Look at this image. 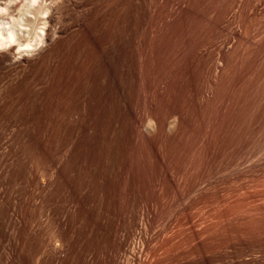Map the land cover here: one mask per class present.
Returning a JSON list of instances; mask_svg holds the SVG:
<instances>
[{
	"label": "rangeland",
	"instance_id": "374dc122",
	"mask_svg": "<svg viewBox=\"0 0 264 264\" xmlns=\"http://www.w3.org/2000/svg\"><path fill=\"white\" fill-rule=\"evenodd\" d=\"M194 1L59 0L58 3H61H59L57 7H60V4L63 2L65 4H62V10L59 8H56L57 10H55L56 18L58 19L56 26H60L59 24L61 23L64 31L62 33L63 36L61 35L59 36L60 38H56V43L55 41L53 42V46L55 44L56 48L51 44L53 48L49 46V51H46L45 54H42V56H44L41 59V56H36L37 54L35 53L38 52L37 50L39 48L42 46L44 47V43L41 42L42 44H36L34 47L30 48L31 50L33 49L32 51L29 49L28 55L30 57V64H22L23 67L21 65L14 64L11 66V63L9 62V64L0 63V264H264V33H261L264 31V0H223V2H221V0ZM196 1H201L203 3L198 2L196 4ZM216 1L218 2L217 6L215 5ZM224 1H227V3L229 2L228 6L227 4L225 6L226 10L224 8ZM220 2L221 4L224 3L221 8H219L221 5ZM191 3L194 6L191 5ZM211 5L214 6V9ZM230 7L233 8L230 9ZM195 8L197 10L203 9L205 13L200 10L199 12L202 15L201 16L198 14V12H196L197 10ZM206 8L208 10H206ZM216 8H219V10L222 8L224 9L221 10L223 12H219V10H215ZM194 9L195 11H192ZM216 11L218 14L222 13L223 17L220 14L219 15L221 17L215 14L217 13ZM66 12L67 14H65ZM184 12L192 13L187 15L186 13L184 14ZM192 14L195 16L197 14V18L201 17V19H199L200 24L198 23L199 21L193 22L194 19L196 20V17ZM41 15L45 16V14ZM112 16H116L117 18H113ZM203 16H205L204 18L208 16L207 18H210L213 22L217 21L216 24L218 26L216 28L212 26L215 28L212 29L210 26L213 22L209 23L210 19L208 20L207 18L204 19L205 22L202 21ZM182 17L184 19L181 20ZM191 18L194 19L192 20ZM179 19L183 22H181ZM177 20L180 21L179 24H177ZM189 22L190 25H188ZM181 23H183L186 28L184 26L182 27ZM194 23L197 26L199 25V29H205L204 33H206V30L208 33L209 28L214 31L212 33V30L209 29V34L211 35H205V42H208L207 44L203 43L204 35L202 39V35L200 33L199 34L201 37L198 33L194 34L195 31H198L197 26V30H195L196 28L194 27ZM173 24L176 26L173 27ZM201 24L203 26H207L203 27ZM209 24L210 26H208ZM216 24L214 25L216 26ZM261 24H263V26ZM167 25L169 27H167ZM187 25L189 27L188 30L191 33L193 32L192 29L195 28L194 32L192 33L194 35H192L188 30V32L186 31ZM192 25L194 28L191 27ZM170 26L173 27V29L170 28ZM176 27L183 30L182 32H185V34H183L181 30H178ZM190 27L192 29H190ZM166 29H168V32H165L167 35L165 34L166 36H163L164 42H167L170 39L177 40L181 33L183 37L189 33L188 37L186 36L182 38L181 35L180 39H178L179 41L183 40L182 43L187 40L188 44H182L183 51L181 50V47H179L180 50L178 48L180 53H183L181 54L183 56L180 55L182 59L183 57L187 56L184 60H182L187 63L183 62L184 65L181 64V58H177L180 61L171 60L169 61L170 63H165L167 66L171 67H167L169 69L165 70L166 66L164 64V72L168 71L167 73L165 72L167 79L164 77L166 81L162 80L163 78L161 77L163 76L160 75L159 77L157 76L159 78L158 81L157 77L152 79L154 75H157L156 69L158 67L156 66L158 63L156 60H158L157 58L159 57L163 59L164 56L162 54H166V51L162 52L160 55L157 52L153 53L152 50L160 51L159 46L161 47V45H165V43L162 41L161 35H164V31H166ZM174 29L176 31L178 30L180 33L176 32ZM169 30L174 35V38ZM216 30H219L217 31L218 33ZM174 32L177 35L174 34ZM236 32L238 35L240 33V35L243 34L244 36H249L248 38L251 39L250 42L245 45L244 43L239 42ZM168 33H170V35ZM178 33L180 35H178ZM171 35L172 37H170ZM175 35L176 37L178 36V38H176ZM190 35H192V38H190ZM195 35L198 37V40L199 38L202 40L201 42L199 41L200 43L198 42L199 44L196 42L197 37L194 39V41H192ZM158 36H161L159 37L161 40H158ZM165 37H167V39ZM252 39H254V41ZM190 40L192 43H190ZM157 41L158 43H156ZM252 41L254 44L256 43V47L253 46L254 48L250 49L252 48L250 47V44L252 45ZM152 43H156V50ZM190 46L192 49L194 47L195 50L189 49ZM239 47H241L243 50H241ZM187 48L189 51H187ZM88 50L90 54L87 53ZM197 50L199 52L201 51L200 53L205 55L204 56L202 54L204 56L202 59L209 61H205V65H207L206 69H210V71H207L203 69L205 68L203 67L204 60H199V62L201 61V70L209 72L206 74L204 73L206 76L208 75L207 77L201 75V73L203 74L202 71L197 70L196 72V70H192L195 69V67L190 66L189 68L186 65L190 62L192 57L195 58L194 51L200 54ZM192 51L193 53H191ZM85 52L87 55L89 54L88 56L93 55L94 57H92V61L95 62H91L90 66L93 65V69L88 67L90 70L87 69L88 73L86 72L83 75L85 76L83 78L84 82L82 81L84 84L82 83L83 85L81 84L80 88L77 89L74 87L73 83L69 85V83L64 82V79L66 78L65 75L67 72L69 74L72 70H75L76 66L79 64L78 62H81L82 59L87 58ZM233 52L234 54H232ZM30 53L31 56L34 53L35 57L34 55L31 57ZM156 53L157 56L155 55ZM190 53L192 54V57H189V55L191 56ZM220 53H223V55H220ZM235 53L237 55H235ZM150 54H154L156 58L154 55L151 56ZM224 54H228L227 56L225 55L226 58H230L232 55L231 59L234 60V64L238 62L239 58L241 62H238L239 65L235 64L237 67L240 66L238 70L237 67L234 69L235 67L231 59H227L228 62L232 61V63L230 62L231 64L228 63L227 60L224 62V59H221ZM233 55H235V57H233ZM241 55L245 56H242L243 58H246L245 61ZM153 57V60L150 59ZM211 57H213L214 60ZM241 59H243V61ZM151 61L153 62L150 65ZM172 61L174 63H172ZM192 61H194V59ZM69 62L72 63L70 64ZM145 62H147L148 65H145ZM175 62H179V65L177 66ZM215 62L219 63V65L217 64V67L213 69L214 66H216ZM5 64H8L7 66L9 67H7ZM225 64L228 65L224 67ZM229 64H233L232 66L234 68ZM174 65L176 67H174L175 69L173 70L175 72L179 70V77H183V80L185 77H188L190 72L192 75L195 71L194 74L197 75V77L195 76V80H197L196 82H194L195 80H182L183 83H186V86L188 85V89H190V87H194L190 89V93L187 92L186 96L184 95L185 97H188V100L187 98L185 100L184 96V98L180 100V103H184H181L182 105L177 104V102L174 101V98L172 97L168 98L169 100L166 98L169 90L171 91L173 86L179 83L177 81L181 80L180 78L176 77L178 76V72L177 74L174 71L172 72ZM18 66L20 67L18 68ZM65 66L69 67L68 71L62 72L61 68L63 67L64 69ZM144 66H146L147 69ZM152 66H155L156 69ZM183 66L187 69L180 68ZM178 67L181 70L177 69ZM231 67L235 70V72H233L234 70L232 71L228 69L230 71L229 72L226 69H231ZM143 68L146 70L150 68L148 71L151 75L152 73H156L152 76L147 73V75L149 74L151 76V79H146L148 83H150V80L152 81V84L155 83L153 85L149 84L150 88H155L153 90L154 92L149 89L147 83H145L146 86H144L142 85L144 82L140 81V79L146 78L144 76L145 72L143 73ZM153 68L155 70H153ZM222 68L226 69H223L225 72L222 70ZM169 70H171L172 73H170ZM183 70H186L187 73ZM221 70L224 73L221 72ZM227 72L229 73L227 74ZM138 73H141V75ZM219 73L227 75L224 76L221 74V76ZM230 73H232V75ZM61 74L62 76H59ZM191 75H189L188 79L193 77V75ZM134 76L138 79H136ZM168 76L171 79L175 78L172 80V83L170 79L168 80ZM227 76L231 82L227 80ZM219 77H221V81L223 80L221 83L224 82L225 77V81L230 82H228V86L227 82H225L226 85L224 83L222 84V86L225 85L227 87V91H225L226 89H223L225 88L224 86L223 88L220 86L221 90L227 92L226 94L223 91H220V88L218 87L219 84L214 85L216 83H220ZM223 77L224 79H222ZM192 79H194V77ZM156 80L159 82L158 84ZM138 82H141L142 86L140 83L136 84ZM173 82L177 83L174 84ZM197 82L200 83L198 84ZM165 83L173 85L170 87V85L168 86ZM135 84L137 87H133ZM190 84H192V86ZM55 85L60 87V89H63L62 87H64L68 94L69 91L73 90L71 91V94L74 95L75 93V100L78 101H75L76 105H74V102L71 103L70 99L68 100V98L65 97V91L63 89L62 91L64 92L59 95L60 97L58 96L56 98V103L52 104L53 106L51 105L54 107L53 112V108L49 106V103L43 94L46 90H48L50 87H54ZM213 85L217 86V91L216 87L214 88ZM129 87L132 88L129 89ZM143 87L148 88V90H145ZM168 87L171 89L168 90ZM137 88L139 90L137 94H135L137 90L135 91L134 89ZM218 90L220 93H218ZM140 91H145L146 93H142ZM139 92L140 96L143 95V97L141 96L143 98L141 99L142 102L145 100L143 104L140 102V96L138 95ZM149 92H153V96L154 93L156 96L158 95V98L154 96L156 103L160 104V100L162 98L164 99V97L168 101L167 102L162 99V101H164L163 104H160L162 107L157 105V109H164L156 110V112H154L155 114L157 111L160 112L156 115L153 114V111H155L153 106L154 101L152 99L153 96L150 97L151 94H149ZM162 92H164L166 96H164V93ZM215 93L218 95L220 94L219 98L215 97ZM134 94L135 96L137 95L135 99L132 98L134 97ZM188 94H190V96H188ZM191 94L193 99L191 98ZM130 95L132 96V99L130 98ZM168 96H173V94L171 93ZM146 98L149 100V104L146 101ZM175 98L177 100L179 99V97ZM220 98H223V100ZM63 99H66L67 101H64ZM158 99H160V102ZM191 99H195L193 101L194 105L193 102H191L189 105H185L188 104L189 101H192ZM131 100L132 102H135L131 103ZM183 100L186 101V103L183 102ZM205 100H207V103ZM219 100L221 101L219 102ZM45 101H47V103ZM151 101H153V104ZM213 101L216 102V104L213 103ZM173 103L176 106H180L177 108L174 105L176 110L178 109L177 111L173 109L175 108L172 106ZM204 103H206V105H211V107L206 105L204 107ZM164 104H166V106ZM168 104L171 105L170 108ZM132 105L133 107L135 105L136 106L133 108ZM167 106L168 108L166 110ZM148 107H152L153 110L149 109ZM188 107L192 109H189V111L187 110ZM202 107L204 111L202 110ZM206 107L209 109L206 110ZM41 108L43 111L45 108V111L43 112ZM128 108L129 111L127 110ZM61 109L64 110L61 111ZM168 109H170L169 114L167 112L169 111ZM171 109L175 111L176 116L173 113L174 111L172 112ZM211 109L214 110L212 111ZM181 111V115L176 114L181 113ZM38 112L42 113L38 114ZM48 112L51 113L49 114ZM189 112L192 113L190 114ZM43 113L46 115V117ZM210 113L213 114L209 115ZM129 114L131 116H129ZM41 115L44 116L42 117ZM204 115L207 116L205 117ZM160 116H163L160 118L162 119L160 122L161 130H163V132L165 131L164 134L163 132L161 133V130L158 129L155 122V120L159 119ZM173 116L176 117L175 120ZM203 116L207 119V121ZM41 117L45 119L43 120ZM182 117L185 118H183L184 121L182 120ZM51 120H57V124L55 121L56 125H52L54 121ZM50 121L52 124H50ZM58 121L61 125H58ZM174 121L177 122L174 123ZM163 122L165 123V126L162 125ZM184 122L186 125H190L191 128H193L192 133L190 132V127H183V125L185 126ZM202 122H204V124ZM147 123H149L151 126ZM40 124L47 126L44 128V126L41 127ZM153 124L154 127L158 129V131L152 126ZM192 124L194 126L197 125L196 128L192 127ZM57 125L59 127V129L57 128L59 132L58 130L53 131L52 129V127H56ZM147 125L152 130H149ZM171 125L175 130L181 128L183 130L186 129L185 131H187L188 128L190 131L183 132L181 129H179L178 133H176L177 131L171 129ZM174 127L178 128L176 129ZM38 128H42V131ZM71 128L73 130H71ZM130 129L132 130L129 131ZM154 129L157 132H155ZM197 129L198 132L200 131V134L197 133ZM70 130L74 133L72 132L71 134ZM169 130H171V135H173L172 137L169 135ZM60 131L62 135L60 134ZM53 132L57 133L54 134ZM65 132H67V134L70 133V135L65 134ZM130 132L132 134H130ZM133 132L135 133V138L133 137ZM154 132H160V134L155 135L154 138ZM166 132L170 139H174L171 140L174 142H171L170 139L166 140L168 138L164 136L166 135ZM182 132L184 135L181 134ZM189 132L193 137H189ZM37 133L43 137L41 138V136ZM195 133L197 135H195ZM129 135L134 138V140L132 139L134 143L130 142L131 139L129 138L131 136L129 137ZM151 135L152 137H150ZM198 135L200 138H198ZM38 136L41 138V140L45 138V140H43L44 142L50 138H53V141H55V144H53L56 146L52 145L51 149H57L52 150L53 153H51L49 159L40 161V163V158L38 159V163L34 159V154L37 151L35 150L36 147H34V142L36 141L35 138L40 139ZM47 136L48 138H46ZM122 136L125 139L124 144H122L124 141ZM156 136H160L159 141ZM180 136L185 137L181 138ZM127 137L128 140H126ZM141 137H144L143 139L145 141L147 140L146 143ZM162 137L163 140L165 139L164 141L161 139ZM177 137L181 138L182 140L180 139V141H178L179 138ZM66 138L67 140L65 142L63 139ZM185 139L187 142L185 146L187 147L189 144L192 146H188V150H190L189 148H192L190 152L188 150L183 152L186 150L185 147H183L185 144ZM32 140L35 141L32 143ZM139 140L140 143H145L146 146L147 143L150 144V147L147 146L149 149L146 147V154L145 152L141 153L142 150L145 151V145L142 146V144L139 143ZM183 140L184 142L182 144ZM187 140H189L190 143H188L189 141ZM127 141L132 144L131 149H135L134 153L131 152L132 150L127 151V149H130V146L126 147L130 145L129 143L128 145L126 144ZM151 141H153L152 143H154V146H152L153 144ZM161 141H163V143H165L167 146L170 142V147L165 146L168 148H166L167 150L164 146L161 147ZM175 141H178L180 145L182 144V149L178 143V145L175 143ZM63 142H65V145L62 144ZM155 142H157L158 148L159 146L161 147L159 148L160 151L158 148H155ZM174 143L177 145V147L174 145ZM151 146L153 149L155 148L157 150H153ZM171 146L175 148H172ZM178 146L181 149V152H183L180 154V156H177L180 153L179 149V153L176 149ZM77 147L80 150L79 152L75 151L76 149L78 150ZM140 147L141 149H138ZM143 147L144 149H142ZM169 148L176 150H171L174 152L172 153L170 152ZM119 150L120 152H124L120 153ZM148 150L150 153L154 152L151 157L155 155L154 157L157 160H155L154 157V160H152V158L149 156L150 153H148ZM167 151L170 153L166 154L167 156H165L164 154L167 153ZM80 152L85 153L83 154ZM125 152H127V154L130 156ZM155 152L158 153L157 156ZM142 154L144 155L141 156ZM173 154H176V156ZM147 155L151 159H146ZM172 155L176 160L180 161L181 164L180 162L174 163L176 160ZM79 156L82 157V159L79 158ZM163 156L165 161H163L164 163L161 164V160L164 159ZM184 156L186 157L184 158ZM91 157L94 159L90 160ZM157 157L160 161H158ZM171 157L175 161L173 159L170 160ZM177 157H180L181 160L180 158L177 159ZM120 158L123 160L121 161ZM124 158L126 159L125 161ZM119 159L120 162L118 161ZM131 160L133 161L131 162ZM150 161H152V163L154 161L155 164L153 163L151 165L149 163ZM157 161L162 165L161 166L159 164V167H166L162 169L164 173L160 168H158V165L156 164ZM140 162H142V165ZM137 164L139 165L137 166ZM52 165L54 166L52 167ZM120 165H122L121 168H119ZM144 165L146 166L144 167ZM153 165H157L156 169H154L155 167ZM62 166L66 173L61 170ZM126 168L128 169L126 170ZM36 169H39L40 172L38 170L37 171L40 174L36 172ZM57 169L60 170V174ZM141 169L143 171H141ZM152 169H154L153 172L156 173H153L151 171ZM144 170L148 173L146 174ZM158 170L160 174L158 173ZM130 171L135 174H132ZM135 171L141 172L139 175L140 177L143 176V179L140 178L138 173ZM142 172L143 174L147 175V177L142 175ZM149 172L150 174H153H151L153 176V180L150 177L151 175H148ZM35 174L36 176L34 177L33 175ZM130 174H132V176ZM31 175L33 176V180H35V183L32 178H30ZM136 175L140 179H137ZM155 175L156 177H160V179L157 178L158 180L155 179L157 180L155 181ZM36 177H38V180ZM144 177H146V179ZM133 179H135L137 183L135 181L132 183ZM164 179L169 180V182L173 181L170 184L174 186L167 184L169 183L168 181L164 182ZM40 180H45V183ZM36 181H39L40 183L38 184ZM153 181L155 183H153ZM140 182L146 183V185L145 183H141L143 188L145 186L146 190L143 188L138 189L142 187L139 186L141 185ZM148 182L153 183V185H149ZM41 183L44 184L40 185ZM120 183L122 187L121 185L119 186ZM162 183H166V185ZM166 186L168 188H165ZM148 187L149 189H147ZM166 189L169 190V192ZM128 193L131 194L129 195ZM122 195L124 197L126 196V198H124ZM125 248H128L127 251L129 250V253H131V250L132 253L134 252L133 256L134 259H136L135 262L133 260L132 253L129 255L127 251L125 252ZM126 254L128 257L125 256Z\"/></svg>",
	"mask_w": 264,
	"mask_h": 264
},
{
	"label": "bare ground",
	"instance_id": "6f19581e",
	"mask_svg": "<svg viewBox=\"0 0 264 264\" xmlns=\"http://www.w3.org/2000/svg\"><path fill=\"white\" fill-rule=\"evenodd\" d=\"M58 1H59V0H0V63H8V62H9V63H11V66H12V64H14V65H21V66H22V64H26V63H27V64H30V63H29V62H30V57H29V55H28V54H29V49L32 48V47H34L36 44L41 43V42L44 43V47L42 46L41 48H39V49L37 50L38 52H36L35 54H37L36 56L40 55V56H41V59H42V57L44 56V55L42 56V54H45L46 51H49L50 47L53 46V42L56 40V38H58L59 36H61L62 33H63V31H64L63 28H62L61 23L59 24L60 26H58V25L56 26V23L58 22V19L56 18V14H55L56 11H55V10H57L56 8L61 9L62 4L64 3V2H63L62 4H60V5H61V6L59 5L60 7H57L58 4L61 3V2L58 3ZM62 1H63V0H62ZM64 1H65V0H64ZM166 1H167V0H166ZM193 1H194V0H193ZM213 1H215V0H213ZM232 1H233V0H232ZM66 2H68V1H66ZM163 2H164V1H163ZM190 2H191V0H190ZM198 2H201V1H196V4H197ZM208 2H209V1H208ZM221 2H223V0H221ZM221 2H220V4H221ZM224 2H225V5H224V8H225L226 4H227V6H228V3H229V2H228V3H227V1H224ZM194 3H195V1H194ZM201 3H203V2H201ZM214 3H215V2H214ZM217 3H218V2L216 1V3H215L216 6H217ZM233 3H234V2H233ZM64 4H65V3H64ZM66 4H67V3H66ZM145 4H146V3H145ZM196 4H195V5H196ZM199 4H200V3H199ZM212 4H213V3H212ZM223 4H224V3H223ZM223 4H221L220 7H219V6H218V7L221 8V6H222ZM230 4H231V1H230ZM191 5H193V4L191 3ZM213 5H214V4H213ZM215 5H214V6H215ZM218 5H219V4H218ZM235 5H236V4H235ZM256 5H257V4H256ZM256 5H255V6H256ZM260 5H261V4H260ZM260 5H259V6H260ZM193 6H194V5H193ZM211 6H212V5H211ZM214 6H212L213 9H214ZM232 6H233V5H232ZM62 8H63V7H62ZM64 8H65V6H64ZM190 8H191V7H190ZM219 8H218V9L216 8L215 10L218 11ZM224 8L220 9L219 12H220L221 10H223ZM232 8H233V7H232ZM232 8L230 7V9H232ZM234 8H235V7H234ZM257 8H258V7H257ZM261 8H262V7H261ZM195 9H196V8H195ZM195 9L192 10V11H195ZM61 10H62V9H61ZM188 10H189V9H188ZM196 10H197V9H196ZM200 10L203 11V9H198L196 12H198V14H200V12H199ZM204 10H205V8H204ZM206 10H208V9L206 8ZM215 10H214V11H215ZM225 10H226V8H225ZM227 10H228V8H227ZM235 10H236V9H235ZM240 10H241V9H240ZM58 11H59V10H58ZM202 11H201V12H202ZM217 11H216V12H217ZM229 11H230V10H229ZM59 12H60V11H59ZM63 12H64V11H63ZM166 12H167V11H166ZM206 12H207V11H206ZM221 12H223V11H221ZM159 13H160V12H159ZM185 13L188 15V14H191L192 12H190V13L184 12V14H185ZM203 13H205V12L203 11ZM203 13H202V14H203ZM211 13H212V12H211ZM226 13H227V12H226ZM41 14H45V16H43V15H41ZM65 14H67V12H66ZM194 14H195V13H194ZM194 14H192V15L195 16ZM215 14H217V15L220 14V15L222 16V13H219V14H218V12H217V13H215ZM224 14H225V13H224ZM200 15H201V14H200ZM220 15H219V16H220ZM226 15H227V14H226ZM62 16H63V15H62ZM98 16H99V15H98ZM116 16H117V15H116ZM116 16H115V17H116ZM179 16H180V15H179ZM182 16H184V15H182ZM190 16H191V15H190ZM193 16H192V17H193ZM196 16H197V14H196ZM196 16H195V17H196ZM201 16H202V15H201ZM219 16H217V17H219ZM221 16H220V17H221ZM253 16H254V15H253ZM63 17H64V16H63ZM105 17H106V16H105ZM112 17H113V16H112ZM115 17H113V18H115ZM175 17H176V16H175ZM180 17H181V16H180ZM180 17H179V18H180ZM186 17H187V16H186ZM204 17H205V16H203V20H202V21L205 22L204 19H206L208 16H207L206 18H204ZM222 17H223V16H222ZM225 17H226V16H225ZM116 18H117V17H116ZM177 18H178V17H177ZM215 18H216V17H215ZM65 19H66V18H65ZM175 19H176V18H175ZM182 19H184V18L182 17L181 20H182ZM191 19H192V18H191ZM193 19H194V18H193ZM193 19H192V20H193ZM197 19H198V20H197ZM199 19H201V17H199V18L196 17V20L194 19L193 22H195V21H199ZM207 19H208V18H207ZM209 19H210V18H209ZM209 19H208V20H209ZM56 20H57V21H56ZM61 20L64 21L63 19H61ZM179 20H180V19H179ZM181 20H180V21H181ZM177 21H178V20H177ZM180 21H178V23H177V22H176V23L179 24ZM202 21H201V22H202ZM253 21H254V20H253ZM110 22H112V21H110ZM113 22H114V21H113ZM181 22H183V21H181ZM187 22H188V21H187ZM190 22H191V21H190ZM190 22H189L188 25H190ZM193 22H192V23H193ZM208 22H209V21H208ZM211 22H213V21L210 19V22H209V23H211ZM216 22H217V21H215V22H213V23L216 24ZM152 23H153V22H152ZM198 23L200 24V21H199ZM206 23H207V22H206ZM206 23H204V24H206ZM213 23H211V26H210V24H209L208 26H210V27L214 26V27L216 28L218 25L216 24V26H215ZM245 23H246V22H245ZM251 23H252V22H251ZM171 24H172V23H171ZM181 24H182V27H183V26H184L183 23H181ZM181 24H180V26H181ZM185 24H186V22H185ZM196 24H197V22H196ZM105 25H106V24H105ZM188 25H187V29H186V31H187L188 28H189ZM194 25H195V23H194ZM201 25H202V24H201ZM221 25H222V24H221ZM246 25H247V24H246ZM261 25L263 26V24H261ZM118 26H119V25H118ZM175 26H176V25L173 24V27H175ZM178 26H179V25H178ZM178 26H177V27H178ZM196 26H197V25H195L194 27L196 28ZM202 26H203V25H202ZM206 26H207V25H206ZM206 26H203V27H206ZM252 26H253V24H252ZM252 26H251V27H252ZM254 26H255V24H254ZM259 26H260V25H259ZM167 27H169V26L167 25ZM173 27L170 26V28H172V29H173ZM177 27H176V28H177ZM184 27H185V26H184ZM191 27H193V25H192ZM191 27H190V29H192ZM194 27H193V28H194ZM198 27H199V25L197 26V28H198ZM214 27H212V29H215ZM248 27H249V26H248ZM64 28H65V26H64ZM170 28H169V29H170ZM180 28H181V27H180ZM185 28H186V27H185ZM185 28H184V29H185ZM195 28H194V29H195ZM197 28H196L195 30H197ZM249 28H250V27H249ZM177 29H178V30H181V29H179V28H177ZM182 29H183V28H182ZM194 29H192L193 32H194ZM206 29H208V28H206ZM209 29H211V28H209ZM209 29H208V33H207V30H206V33H204L205 29H203V28H202V29H199V28H198V31H195L194 34H196V33L199 34V33H200V34L202 35V39H203V35H204L203 43H206V44H207L208 42H205V35H206V34H207L208 36L211 35V34H209ZM212 29H211V30H212ZM107 30H108V29H107ZM167 30H168V29H166V31H164V35H161V36H162V41H163V36H166V35H167V34H166V33L168 32ZM174 30H175V29H174ZM178 30H177V31L175 30V31H176V32H179ZM211 30H210V31H211ZM219 30H220V29H219ZM219 30H216V32L219 31ZM259 30H260V29H259ZM169 31H170V30H169ZM182 31H183V30H181V32H182ZM184 31H185V30H184ZM188 31H189V30H188ZM188 31H187V32H188ZM249 31H250V30H249ZM262 31H263V30H262ZM161 32H163V31H161ZM165 32H166V33H165ZM170 32H171V31H170ZM189 32H190V31H189ZM193 32H192V33H193ZM213 32H214V31L212 30V33H213ZM216 32H215V33H216ZM139 33H140V32H139ZM179 33H180V32H179ZM179 33H178V35H180ZM182 33H183V32H182ZM182 33H181V35H182ZM190 33H191V32H190ZM192 33H191V34H192ZM217 33H218V32H217ZM234 33H235V32H234ZM261 33H264V31L261 32ZM165 34H166V35H165ZM168 34L170 35V33H168ZM171 34H172V32H171ZM174 34H176V33L174 32ZM183 34H185V32H184ZM194 34H192V35H194ZM198 34H197V36H198ZM200 34H199V36L201 37ZM225 34H226V33H225ZM157 35H158V34H157ZM172 35H173V34H172ZM172 35H171L170 37H172ZM176 35H177V34H176ZM176 35H175V37H176ZM181 35H180V36H181ZM192 35H190V38H192V37H191ZM213 35H214V34H213ZM213 35H212V36H213ZM242 35H243V34H242ZM242 35H240V33H239V35H238V33L236 32V36H237L239 42L244 43V45L247 44L248 42H250L251 39L248 38L249 36L247 37V36H244V35L242 36ZM62 36H63V35H62ZM117 36H118V35H117ZM161 36H158V38L161 37ZM180 36H179V38H178V36H177L176 38L180 39ZM186 36L188 37V36H189V33L186 34ZM186 36L184 35V37H186ZM197 36L195 35V37L193 38L192 41H194V39H196ZM212 36H211V37H212ZM184 37H183V35H182V38H184ZM211 37H208V38H211ZM59 38H60V37H59ZM108 38H109V37H108ZM165 38L167 39V37H165ZM165 38H164V39H165ZM173 38H174V35H173ZM182 38H181V39H182ZM190 38H189V39H190ZM212 38H213V37H212ZM252 38H253V37H252ZM178 39H177V40L175 39L176 41L173 39L175 42H174L173 40H171V39H170L171 42H170V40H168V41L166 40L167 42H164V41H163V42L165 43V45L163 44V46H162V45H161V47L159 46V48H160V51L158 50L159 52L156 50V46H157L156 43H158V41H157L155 44L152 43L154 46L156 45V46L154 47L156 51L152 50L153 53H154V52H157L158 54L161 55L162 52L166 51V54H165V53L162 54V55L164 56V57L162 56L163 59H162L161 57H159V58H161V59H159V58H157L158 60L155 59L156 62H157L159 65H158V64H157V66L155 65L156 67H158L157 69H156L155 66H152V67H154V68L157 70V72H156L157 75H154V74H156V73L153 74V73L151 72L152 75H154V76L152 77V79L155 78V77H157V76L159 77L160 75H162V76H163V77H161V78H163L162 80H165V81H166V79H167L166 77H167V76H165V72L167 73L168 71H165V72H164V68H163V67L166 66V68H167V67H169V66H167V64H165V63H170L169 61H171V60H173V61H175V60L180 61V60H181V61H180L181 64H183V62H185V61H182V60H184L187 56L184 55L185 57H183V59H182L181 56H183V55H181V54H183V53H182V52L180 53V51H179L180 48H179V47H181V50H182V47H183L182 44L187 43V40L184 39L186 42L184 41V42L182 43L183 40L179 41ZM187 39H188V38H187ZM206 39H207V38H206ZM158 40H161V39L159 38ZM215 40H216V39H215ZM252 40L254 41V39H252ZM178 41H179L180 43H179ZM190 41H191V40H190ZM192 41H191L190 43H192ZM199 41L201 42L202 40H200V38H199V40H198V37H197L196 42L198 43ZM228 41H229V39H228ZM253 41L251 42L252 45L249 43V44H250V47H252V48H250V49H253L254 47H256V46H255L256 43L254 44ZM87 42H88V41H87ZM176 42H178V43H176ZM200 42H199V43H200ZM211 42H212V41H211ZM225 42H226V41H225ZM225 42H224V43H225ZM245 42H246V43H245ZM55 43H56V41H55ZM199 43H198V44H199ZM203 43H201V44H203ZM41 44H42V43H41ZM51 44H52V46H51ZM75 44H76V43H75ZM161 44H162V43H161ZM187 44H188V43H187ZM198 44H197V45H198ZM212 44H213V43H212ZM233 44H236V43H233ZM253 44H254V45H253ZM38 45H39V44H38ZM95 45L97 46L96 43H95ZM158 45H160V44H158ZM181 45H182V46H181ZM190 45H191V44H190ZM193 45H194V44H193ZM49 46H50V47H49ZM151 46H152V45H151ZM184 46H185V45H184ZM187 46H189V45H187ZM191 46H192V45H191ZM191 46L189 47V49H191V50L194 49V50H195V48L193 47V49H192ZM198 46H200V45H198ZM202 46H204V45H202ZM253 46H254V47H253ZM260 46H261V45H260ZM53 47H55V44H54ZM53 47H52V48H53ZM55 48H56V47H55ZM148 48H149V47H148ZM152 48H153V46H152ZM178 48H179V50H178ZM185 48H186V47H185ZM219 48H220V47H219ZM239 48L241 49V47H239ZM59 49H60V48H59ZM94 49H95V48H94ZM183 49H184V48H183ZM240 49H239V50H240ZM30 50H31V49H30ZM32 50H33V49H32ZM32 50H31V51H32ZM79 50H80V49H79ZM146 50H147V49H146ZM185 50H186V49H185ZM191 50H190V51H191ZM199 50H201V49H199ZM241 50H243V49H241ZM254 50H255V49H254ZM31 51H30V52H31ZM54 51H55V50H54ZM152 51H151V53H152ZM182 51H183V50H182ZM187 51H189L188 48H187ZM197 51H198V50H197ZM236 51H237V50H236ZM24 52H26V53H24ZM52 52H53V51H52ZM95 52H96V51H95ZM198 52H199V51H198ZM200 52H201V51H200ZM200 52H199V53H200ZM240 52H241V51H240ZM47 53H48V52H47ZM87 53H89V50H88ZM87 53L85 52L86 55H87ZM142 53H143V52H142ZM157 53L155 54L156 56H157ZM191 53H193V51H192ZM191 53H190V54H191ZM194 53H195V55H194V54H193V55L195 56L196 59H195L194 57H192V54H191V56L189 55V57H192V59L190 60V59L188 58V59L190 60V62H189V60H188L189 63L186 64L187 67H189V68H190V66H191V67H195V69H192V70H196V72H197V70L202 71V70H201V69H202V68H201L202 66L200 65V64H201V61L199 62V60L201 59V60H204V61H203V62H204V63H203V67H205V68H203V69L207 70V69H206V68H207V67H206L207 65H205V61H206V60H205V59H202L205 55H204L203 53H202V54H203L204 56H203L201 53L198 54L196 51H194ZM205 53H206V52H205ZM211 53H213V52H211ZM236 53H237V52H236ZM236 53H235V55H237ZM242 53H243V52H242ZM35 54L33 53L32 56L34 55V57H35ZM89 54H90V53H89ZM89 54H88V55H89ZM164 54H165V55H164ZM175 54H176V55H175ZM188 54H189V52H188ZM217 54H218V53H217ZM221 54L223 55V53H220V55H221ZM228 54H229V52H228ZM228 54H227V55H228ZM232 54H234V52H233ZM27 55H28V56H27ZM81 55H82V54H81ZM88 55H87V58H86V59H82V58H81L82 61H81V62H78L79 64L76 66L75 70H72V69H71L72 71H71L69 74H68V72H67V74L65 73V74H66V75H65L66 78L64 79V82L69 83V85H70L71 83H73L74 87H76L77 89L80 88L81 84L84 82L83 78H84L85 76H83V75H84L88 70H90V68H92V66H93V65L90 66V64H91V62H93V61H92V57H94V56H93V55H92V56H91V55L88 56ZM150 55H151V54H150ZM153 55H154V54H152L151 56H153ZM155 55H154V57L156 58ZM160 55H158V56H160ZM180 55H181V56H180ZM208 55H209V53H208ZM210 55H211V54H210ZM218 55H219V54H218ZM225 55H226V54H224V56L221 58L222 60L224 59V60H223L224 62H225L227 59H231V57H232V55H231L230 58H226ZM227 55H226V56H227ZM235 55H233V57H235ZM245 55H246V53H245ZM30 56H31V53H30ZM32 56H31V57H32ZM40 56H39V57H40ZM175 56H176V57H175ZM206 56H207V55H206ZM238 56H239V55H238ZM242 56H244V55H241V57H242ZM47 57H48V55H47ZM149 57H150V56H149ZM154 57H153V58H150V59L153 60ZM209 57H210V56H209ZM244 57H245V56H244ZM55 58H56V57H55ZM69 58H70V56H69ZM69 58H67V59H69ZM146 58H147V57H146ZM177 58H178V59L181 58V59L178 60ZM211 58L213 59V57H211ZM236 58H237V56H236ZM236 58H235V59H236ZM242 58H243V57H242ZM44 59H45V58H44ZM67 59H66V60H67ZM78 59H79V58H78ZM94 59H95V58H94ZM143 59H144V58H143ZM193 59H194L195 62L192 61ZM212 59H211V60H212ZM243 59H244V61L246 60V58H243ZM243 59H241V60L243 61ZM247 59H248V58H247ZM31 60H32V59H31ZM34 60H35V58H34ZM37 60H39V59H37ZM69 60H70V59H69ZM148 60H149V59H148ZM196 60H197V61H196ZM213 60H214V59H213ZM231 60H232V59H231ZM32 61H33V60H32ZM42 61H43V60H42ZM77 61H78V60H77ZM140 61H141V60H140ZM145 61H146V60H145ZM173 61H172V63H174ZM207 61H208V60H207ZM207 61H206V62H207ZM232 61H233V64H234V60H232ZM232 61H229V62H228V60H227L228 63H230V62L232 63ZM239 61H240V60H239V58H238V62H239ZM65 62H66V61H65ZM94 62H95V61H94ZM94 62H93V63H94ZM152 62H153V61L150 62V65H151ZM156 62H154V63H156ZM191 62H193V63H191ZM208 62H209V61H208ZM227 62H226V63H227ZM236 62H237V61H236ZM238 62L235 63V64H236V65H239ZM240 62H241V61H240ZM9 63H8V64H9ZM36 63H37V62H36ZM69 63H70V62H69ZM71 63H72V62H71ZM71 63H70V64H71ZM93 63H92V64H93ZM148 63H149V62H148ZM175 63H176V62H175ZM178 63H179V62L176 63L177 66L179 65ZM185 63H187V62H185ZM231 63H230V64H231ZM242 63H243V62H242ZM242 63H240V64H242ZM8 64H7V65H8ZM140 64H141V63H140ZM164 64H165V66H164ZM215 64H216V66H214L213 69H215V67H217V64L219 65V63H216V62H215ZM230 64H229V65H230ZM233 64H232V65H233ZM235 64H234V67H235V68H234L232 65H230V66H232L234 69H236L237 66H236ZM5 65H6V64H5ZM7 65H6V66H7ZM73 65H74V64H73ZM145 65H148L147 62H145ZM152 65H153V64H152ZM172 65H173V64H172ZM183 65H184V64H183ZM208 65H209V64H208ZM213 65H214V63H213ZM227 65H228V64H227ZM227 65L225 64L224 67L227 66ZM1 66H4V65H1ZM45 66H46V65H45ZM47 66H48V65H47ZM67 66H68V65H67ZM67 66H65L64 69H63V67H62V68H61V69H62L61 71H62V72H63V71H64V72L68 71V68H69V67H67ZM71 66H72V65H71ZM142 66H143V65H142ZM180 66H181V65H180ZM230 66H229V67H230ZM7 67H9V66H7ZM14 67H15V66H14ZM19 67H20V66H18V68H19ZM22 67H23V66H22ZM42 67H43V66H42ZM88 67H90V68L88 69ZM138 67H139V66H138ZM144 67L146 68V66H144ZM147 67H148V66H147ZM152 67H151V70H152ZM174 67H176V66H175V65L173 66V68H172V72L174 71L173 69H175ZM210 67H211V66H210ZM218 67H219V66H218ZM232 67H231V69H230V68H226V69H227V70L229 69V70H232V71H233L234 69H232ZM239 67H240V66L237 67V70H238ZM134 68H135V67H134ZM154 68H153V70H155ZM166 68H165V70H168V69L171 68V67H169V68H167V69H166ZM180 68L183 69L184 66H183V67H180ZM180 68L178 67L177 69H180ZM220 68H221V67H220ZM220 68H219V69H220ZM241 68H242V67H241ZM241 68H240V69H241ZM22 69H23V68H22ZM87 69H88V70H87ZM92 69H93V68H92ZM146 69H147V68H146ZM146 69L143 68V70H144L143 73L145 72L146 75H147V73L150 74V72L148 71L150 68H148V70H146ZM177 69H176V70H177ZM184 69H187V68H184ZM213 69H212V70H213ZM217 69H218V68H217ZM223 69H225V68H222V70H223ZM226 69H225V70H226ZM17 70H18V69H17ZM137 70H139V69H137ZM145 70H146L147 72H146ZM151 70H150V71H151ZM180 70H181V69H180ZM208 70L210 71V69H208ZM208 70H207V71H208ZM222 70H221V72L224 71V70H223V71H222ZM229 70H228V71H229ZM248 70H249V69H248ZM23 71H24V70H23ZM183 71H184V70H183ZM183 71H182V72H183ZM185 71H186V70H185ZM185 71H184V72H185ZM200 71H199V73H200ZM232 71H231V72H232ZM239 71H240V70H239ZM34 72H35V71H34ZM62 72H61V73H62ZM153 72H154V71H153ZM169 72L172 73L171 70H169ZM174 72H175V71H174ZM177 72H178V74H177ZM177 72H175V73L178 75V76H176V77L180 78L181 80H180V81H177V82H179V83L176 82L177 84H176L175 82H173L174 84H176V85H175L176 88H175V86H173V88H172L171 91L169 90V89H171V88H169V87L167 88V89L169 90L168 95H170V94L172 93L174 97H173V96H170V97H169V96L167 95L166 98L168 99V98H171V97H172V98H174L173 100L177 102V104H181L182 102L180 103V100L183 99V98L186 96V93H187V92L190 93V89H192V88H194V87H192V88L190 87V89H188V88H187L188 85L186 86V85H185L186 83H183V82H182L183 77H182V78L179 77V76H180V74H179V70H178ZM188 72H189V70H188ZM202 72H203V74H204V73H205V74H206V73H209V72H205L204 70H203ZM224 72H225V71H224ZM224 72H223V73H224ZM229 72H230V71H229ZM229 72H227V74H228ZM233 72H235V70H234ZM233 72H232V73H233ZM53 73H54V72H53ZM87 73H88V72H87ZM136 73H137V72H136ZM143 73H142V74H143ZM145 73H144V76L146 77L145 79H140V78H139L140 81L144 82L142 85L146 86L145 83H147L148 86H149V84H150V85L155 84V83L152 84V81H151V80H150V83L147 82L146 79H151L150 77H151L152 75L150 74V75H151V76H150V75L148 74V75L146 76ZM163 73H164V74H163ZM186 73H187V71H186ZM194 73H195V71H194ZM194 73H193V74H194ZM232 73H230V74L232 75ZM23 74H24V73H23ZM55 74H56V73H55ZM62 74H63V73H62ZM62 74L59 75V76H62ZM114 74H115V73H114ZM138 74H139V73H138ZM138 74H137V75H138ZM173 74H174V73H173ZM173 74H170V75H173ZM182 74H184V73H182ZM193 74H192V75H193ZM197 74H198V73H197ZM203 74L201 73L202 76H206L205 74H204V75H203ZM219 74H220V73H219ZM221 74H222V73H221ZM221 74H220V75H221ZM227 74H225V75H227ZM25 75H26V74H25ZM90 75H91V74H90ZM132 75H133V73H132ZM135 75H136V74H135ZM139 75H141V73H140ZM139 75H138V76H139ZM166 75H167V74H166ZM170 75H169V76H170ZM189 75H191V72H190V74H188V77H189ZM192 75H191V76H192ZM199 75H200V74H199ZM201 75H200V77H201ZM220 75H219V76H220ZM222 75H224V74H222ZM222 75H221V76H222ZM225 75H224V76H225ZM32 76H33V75H32ZM142 76H143V75H142ZM142 76H141V78H142ZM169 76H168V80L170 79V81H171V83H172V80H174L175 78H174V79H171ZM181 76H184V75H181ZM191 76H190V77H191ZM195 76L197 77V75H196V74L193 75L194 79H192L193 77H192L191 79H190V78L188 79V77H187V78L185 77V79H184L183 81H185L186 79H187V80H192V81H194V80L196 79ZM207 76H208V75H207ZM207 76H206V77H207ZM228 76H230V75H228ZM228 76H227V80H229V79H228ZM134 77H135V76H134ZM147 77H148V78H147ZM158 77H157V79H158V81H159V78H158ZM164 77H165L166 79H164ZM198 77H199V76H198ZM233 77H235V76H233ZM12 78H13V77H12ZM87 78H88V77H87ZM89 78H90V77H89ZM135 78H136V77H135ZM172 78H173V77H172ZM235 78H236V77H235ZM61 79H62V77H61ZM136 79H138V78H136ZM203 79H204V78H203ZM208 79H209V78H208ZM219 79H220V83H221L223 80L221 81V77H219ZM222 79H224V77H223ZM225 79H226V77H225ZM225 79H224V82H223V83L225 84V82H227V86H228V82H229V81L231 82V80H229V81H225ZM231 79H232V77H231ZM21 80H22V79H21ZM85 80H86V79H85ZM145 80H146V81H145ZM154 80H155V79H154ZM154 80H153V82H154ZM162 80H160V81H162ZM178 80H179V79H178ZM187 80H186V81H187ZM82 81H83V82H82ZM88 81H89V80H88ZM117 81H118V80H117ZM138 81H139V80H138ZM148 81H149V80H148ZM156 81H157V80H156ZM158 81H157V84L159 83ZM165 81H164V82H165ZM196 81H197V80H195L194 82H196ZM200 81H201V80H200ZM202 81H203V80H202ZM208 81H209V80H208ZM59 82H60V81H59ZM136 82H137V81H136ZM218 82H219V80H218ZM230 82H229V83H230ZM133 83H135V82H133ZM139 83H140V85H141V82H138V83H136V84H139ZM197 83L199 84L200 82H197ZM212 83H213V82H212ZM220 83H216V84H214V85L219 84L218 87L220 88V91H223V92L226 94L227 92H225V91L228 90V89H226V88H227V87L225 86L226 84L223 85V86L225 87V88H223V86H222L223 83H221V84H220ZM1 84H2V83H1ZM50 84H51V83H50ZM83 84H84V83H83ZM83 84H82V85H83ZM136 84H135V86H133V87H137ZM165 84H167L168 86L170 85V87H171V85H173V84H168V83H165ZM187 84H188V83H187ZM194 84H196V83H194ZM198 84H196V85H198ZM65 85H66V84H65ZM130 85H131V83H130ZM132 85H134V84H132ZM140 85H138V86H140ZM142 85H141V86H142ZM190 85L192 86V84H190ZM190 85H189V86H190ZM202 85H203V84H202ZM214 85H213V86H214ZM60 86H61V85H60ZM63 86H64V85H63ZM67 86H68V85H67ZM71 86H72V85H71ZM141 86H140V87H141ZM148 86H147V87H148ZM155 86H157V85H155ZM194 86H195V85H194ZM203 86H204V85H203ZM203 86H202V87H203ZM220 86H222V88H223L224 90H225V89H226V90H225V91H224V90H221V87H220ZM54 87H55V88H54ZM54 87H50V88H49L48 90H46L45 93L43 94V95L46 97V99H47V101H48L50 107L53 106L52 104H55V103H56V102H55L56 98H57L59 95H61V94L65 91L64 87H62V88L64 89V91H62L63 89H60V87H57L56 85H55ZM85 87H86V86H85ZM157 87H158V86H157ZM200 87H201V86H200ZM215 87H216V91H217V86H214V88H215ZM29 88H30V87H29ZM40 88H41V87H40ZM67 88H68V87H67ZM69 88H70V87H69ZM130 88H132V87H129V89H130ZM143 88H145V87H143ZM219 88H218V89H219ZM141 89H142V88H141ZM141 89H140V90H141ZM146 89L148 90V88H145V90H146ZM149 89L153 91L155 88L153 89V88H150V86H149ZM186 89H188V90H186ZM67 90H68V89H67ZM131 90H132V89H131ZM134 90H135V91L137 90L136 93H135V94H137V92H138L139 89L137 88V89H134ZM150 90H149V91H150ZM195 90H196V89H195ZM68 91H69V90H68ZM71 91H73V90H71ZM71 91H69V94H68V92L65 91V92H64V95H65L66 98H68V100L70 99V102H71V103L74 102V103H75L74 105H76V102H75V101H77V100H75V97H74L75 93H74V95H73V94H71V93H72ZM77 91H78V90H77ZM89 91H90V90H89ZM128 91H129V90H128ZM135 91H134V92H135ZM24 92H25V91H24ZM33 92H34V91H33ZM130 92H131V91H130ZM130 92H129V93H130ZM140 92H142V91H140ZM140 92L138 93L139 96H140ZM143 92H145V91H143ZM143 92H142V93H143ZM153 92H154V91H153ZM153 92H152V93H153ZM157 92H158V91H157ZM191 92H192V90H191ZM223 92H221V93H223ZM18 93H19V92H18ZM142 93H141V94H142ZM145 93H146V92H145ZM152 93L149 92V94H151L150 97L153 96ZM162 93H164V92H162ZM218 93H220L219 90H218ZM23 94H24V93H23ZM130 94H131V93H130ZM135 94H134V97H132L133 95L131 94L132 96L130 95V98L132 97V98L135 99V97L137 96V95L135 96ZM157 94H158V93H157ZM225 94H223V95H225ZM145 95H147V94H145ZM184 95H185V96H184ZM219 95H220V94H219ZM219 95H218L217 93H215V97H218V98H219ZM37 96H38V95H37ZM62 96H63V95H62ZM128 96H129V95H128ZM141 96L143 97V95H141ZM141 96L139 97L140 100L143 99ZM148 96H149V95H148ZM148 96H147V98H148ZM154 96H156L155 93H154ZM154 96H153V98H152L154 102L151 101V103H152V102L154 103V104L152 103L153 106H154V109H155V111H153V114L156 115L157 113H160L159 111H157V113L155 114L154 112H156V110L164 109V108H159V109H157V107H158L157 105L163 104L164 101H162L163 98H162V96H161L162 99H161V100L158 99V101L160 100L161 103H160V104H159V103H156V102H155V99H154ZM157 96H158V95H157ZM157 96H156V97H157ZM164 96H166L165 93H164ZM164 96H163V97H164ZM183 96H184V97H183ZM188 96H190V94H188ZM193 96H194V93H193ZM59 97H60V96H59ZM175 97H177V98L179 97V99L177 100ZM220 97H221V96H220ZM223 97H224V96H223ZM132 98H131V99H132ZM137 98H138V97H137ZM147 98H146V99H147ZM157 98H158V97H157ZM186 98H187V100H188V97H185V100H186ZM191 98H192V94H191ZM77 99H78V98H77ZM128 99H129V98H128ZM134 99H133V100H134ZM144 99H145V97H144ZM148 99H149V98H148ZM148 99H147L146 101H147L148 104H149V100H148ZM167 99H165V97H164L163 100L167 101ZM192 99H193V98H192ZM192 99H191V100H192ZM196 99H197V98H196ZM215 99H217V98H215ZM220 99L223 100V98H220ZM63 100H64V99H63ZM65 100H66V99H65ZM65 100H64V101H65ZM119 100H120V99H119ZM137 100H138V99H137ZM137 100H136V101H137ZM168 100H169V99H168ZM171 100H172V99H171ZM171 100H170V101H171ZM189 100H190V99H189ZM194 100H195V99H194ZM194 100L189 101V103H188V101H187L188 104H185V105H189V104H190L191 102H193ZM211 100H213V99H211ZM221 100H219V102H220ZM47 101H45V102L47 103ZM66 101H67V100H66ZM158 101H157V102H158ZM160 101H159V102H160ZM178 101H179V102H178ZM205 101H206V103H207V100H205ZM57 102H58V101H57ZM77 102H78V101H77ZM133 102H135V101H133ZM133 102H132V100H131V103H133ZM137 102H138V101H137ZM137 102H136V103H137ZM140 102L143 104V102H145V100H144L143 102H142V100H141ZM167 102H168V101H167ZM176 102H175V103H176ZM183 102L186 103V101H184V100H183ZM197 102H198V101H197ZM31 103H32V102H31ZM71 103H70V104H71ZM138 103H139V102H138ZM151 103H150V104H151ZM206 103H204V107H205ZM209 103H210V102H209ZM213 103L216 104V102H214V101H213ZM263 103H264V102H263ZM68 104H69V101H68ZM139 104H140V103H139ZM166 104H167V103H166ZM166 104H164V105L166 106ZM169 104H170V102H169ZM169 104H168V106H169V108H170L171 105H169ZM182 104H184V103H182ZM182 104H181V105H182ZM201 104H202V101H201ZM215 104H214V105H215ZM218 104H220V103H218ZM51 105H52V106H51ZM56 105H57V104H56ZM56 105H54V106H56ZM58 105H59V104H58ZM129 105H131V104H129ZM137 105H138V104H137ZM164 105H163V106H164ZM174 105H175V104L173 103L172 106H174ZM191 105H192V104H191ZM193 105H194V102H193ZM198 105H199V104H198ZM135 106H136V105H135ZM135 106H134V107H135ZM148 106H152V105H148ZM160 106L162 107V105H160ZM168 106L166 107V110H167ZM175 106H176V105H175ZM175 106H174V107H175ZM195 106H196V105H195ZM195 106H192V107H195ZM206 106H210V107H211V105H206ZM45 107H46V106H45ZM50 107H49V108H50ZM59 107H60V106H59ZM59 107H58V108H59ZM74 107H75V106H74ZM76 107H77V106H76ZM128 107H129V106H128ZM132 107H133V105H132ZM134 107H133V108H134ZM143 107H144V106H143ZM145 107H146V106H145ZM176 107L178 108V107H180V106H176ZM176 107H175V108L172 107V108L175 109V111H177L178 109L176 110ZM181 107H183V106H181ZM186 107H187V106H186ZM189 107H191V106H189ZM189 107H188L187 110L190 109ZM215 107H217V106H215ZM215 107H214V109H215ZM46 108H47V107H46ZM49 108H48V109H49ZM52 108H53V109H52ZM52 108H51V109H52V111L54 112V107H52ZM62 108H63V107H62ZM64 108H65V107H64ZM69 108H71V107H69ZM148 108H149V107H148ZM197 108H198V107H197ZM41 109H42V108H41ZM113 109H114V108H113ZM130 109H131V108H130ZM140 109H141V108H140ZM149 109H152V107L149 108ZM180 109H181V108H180ZM182 109H183V108H182ZM191 109H192V108H191ZM191 109H190V110H191ZM193 109H194V108H193ZM207 109H209V108L206 107V110H207ZM214 109H213V110H214ZM62 110H64V109H61V111H62ZM127 110L129 111V108H128ZM131 110H132V109H131ZM152 110H153V109H152ZM168 110H169V111H167V112H168V114H169L170 109H168ZM171 110H172V109H171ZM190 110H189V111H190ZM202 110H203V107H202ZM211 110H212V109H211ZM213 110H212V111H213ZM215 110H216V109H215ZM42 111H43V109H42ZM44 111H45V108H44ZM44 111H43V112H44ZM47 111H48V110H47ZM50 111H51V110H50ZM55 111H56V110H55ZM150 111H151V110H150ZM164 111H165V110H164ZM173 111H174V110H172V112H173ZM175 111L173 112L174 115H175ZM184 111H185V110H184ZM194 111H196V110H194ZM203 111H204V110H203ZM74 112H75V111H74ZM151 112H152V111H151ZM162 112H163V110H162ZM162 112H161V113H162ZM167 112H166V114H167ZM217 112H218V110H217ZM40 113H42V112H40ZM40 113L38 112V114H40ZM48 113H49V112H48ZM48 113H47V114H48ZM50 113H51V112H50ZM50 113H49V114H50ZM64 113H66V112H64ZM117 113H118V112H117ZM133 113H134V112H133ZM147 113H148V112H147ZM184 113H185V112H184ZM189 113H190V112H189ZM191 113H192V112H191ZM191 113H190V114H191ZM201 113H202V112H201ZM204 113H205V112H204ZM31 114H32V113H31ZM43 114H44V113H43ZM49 114H48V115H49ZM55 114H56V113H55ZM130 114H131V112H130ZM130 114H129V116H131ZM134 114H135V113H134ZM134 114H133V115H134ZM170 114H172V113H170ZM176 114H178V115L180 114V115H181V114H182V111H181V113H176ZM185 114H186V113H185ZM202 114H203V113H202ZM211 114H213V113H210L209 115H211ZM44 115H45V114H44ZM44 115H41V116L43 117ZM52 115H53V114H52ZM108 115H110V114H108ZM154 115H153V116H154ZM160 115H162V114H160ZM164 115H165V113H164ZM178 115H177V116H178ZM183 115H184V114H183ZM193 115H194V113H193ZM216 115H217V114H216ZM216 115H215V116H216ZM21 116H22V115H21ZM39 116H40V115H39ZM101 116H102V115H101ZM116 116H117V115H116ZM119 116H120V115H119ZM134 116H135V115H134ZM157 116H158V115H157ZM157 116H156V117H157ZM175 116H176V115H175ZM204 116L206 117L207 115H204ZM204 116H203V117H204ZM213 116H214V115H213ZM0 117H1V116H0ZM42 117H41V118H42ZM45 117H46V115H45ZM47 117H48V116H47ZM162 117H163V116H162ZM162 117L160 116L159 119H156V118H155L157 121L154 119L155 122H156V125H157V127H158L159 130H161V122H160V121H162V119H160V118H162ZM173 117H174V116H173ZM180 117H181V116H180ZM188 117H189V116H188ZM196 117H197V116H196ZM200 117H201V116H200ZM203 117H202V118H203ZM205 117H204V119H206ZM219 117H220V116H219ZM49 118H51V117H49ZM53 118H54V116H53ZM127 118H128V116H127ZM129 118H130V117H129ZM133 118H134V117H133ZM135 118H136V117H135ZM139 118H140V117H139ZM168 118H169V117H168ZM183 118H184V117H182V120L184 121L185 118H184V119H183ZM186 118H187V117H186ZM213 118H214V117H213ZM42 119L44 120L45 118H42ZM42 119H41V120H42ZM46 119H47V118H46ZM51 119H52V118H51ZM55 119H56V118H55ZM130 119H131V118H130ZM137 119H138V118H137ZM171 119H173V118H171ZM175 119H176V117H174V120H175ZM178 119H179V118H178ZM190 119H191V118H190ZM195 119H196V118H195ZM151 120H152V119H151ZM208 120H209V119H208ZM47 121H48V119H47ZM51 121H54V123L52 124ZM51 121H50V122H51L50 124L54 125V124H55V121H56V124H57V120H51ZM171 121H173V120H171ZM171 121H170V122H171ZM180 121H181V120H180ZM187 121H188V120H187ZM195 121H196V120H195ZM195 121H194V122H195ZM197 121H199V120H197ZM206 121H207V119H206ZM212 121H213V120H212ZM44 122H45V121H44ZM58 122H59V121H58ZM132 122H133V120H132ZM149 122H150V121H149ZM176 122H177V121H174V123H176ZM61 123H62V122H61ZM125 123H126V122H125ZM134 123H135V122H134ZM172 123H173V122H172ZM172 123H169V124H172ZM174 123H173V125H174ZM180 123H181V122H180ZM184 123H185V122H184ZM202 123L204 124V122H202ZM206 123H207V122H206ZM206 123H205V124H206ZM56 124H55V125H56ZM59 124H60V122L58 123V125H59ZM135 124H136V123H135ZM147 124L150 125L149 123H147ZM154 124H155V123H154ZM154 124L152 125L153 127H154ZM164 124H165V123L163 122L162 125L165 126ZM169 124H168V126H169ZM177 124H179V123H177ZM177 124H176V125H177ZM182 124H183V122H182ZM40 125H41V127L44 126V125H42V124H40ZM48 125H49V123H48ZM58 125H57L56 127H55V126L52 127L53 131H56V130L59 129ZM60 125H61V124H60ZM69 125H70V124H69ZM72 125H73V124H72ZM145 125H146V124H145ZM148 125H147V127L149 128ZM179 125H180V124H179ZM192 125H193V124H192ZM200 125H201V123H200ZM38 126H39V125H38ZM45 126H47V125H45ZM45 126H44V128H45ZM50 126H51V125H50ZM150 126H151V125H150ZM163 126H162V128H163ZM177 126H178V125H177ZM187 126H188V125H186V123H185V126L183 125V127H185V128H186ZM196 126H197V125H196ZM196 126L193 125L192 127H195V128H196ZM62 127L64 128L63 125H62ZM147 127H146V128H147ZM171 127H172V125H171ZM181 127H182V126H181ZM189 127L191 128L190 125L188 126V128H189ZM49 128H51V127H49ZM49 128H48V129H49ZM57 128H58V129H57ZM60 128H61V127H60ZM69 128H70V126H69ZM72 128H73V127H72ZM72 128H71V130H73ZM148 128H147V129H148ZM154 128H155V127H154ZM169 128H170V127H169ZM169 128H168V129H169ZM174 128H176V127H174ZM177 128H178V127H177ZM177 128H176V129H177ZM188 128H187V131H185L186 129L183 130V129H181V128H178L177 130H175V129H173V127H172L171 129L174 130V131H177L176 133H178V130H179V129H181L183 132H184V131H185V132L190 131ZM195 128H194V129H195ZM197 128H198V127H197ZM200 128H201V126H200ZM38 129H39V130L41 129V131H42V128H38ZM46 129H47V128H46ZM46 129H44V130H46ZM52 129H51V130H52ZM65 129H66V128H65ZM74 129H75V128H74ZM155 129H156V128H155ZM155 129H154V130H155ZM158 129H156V130L158 131ZM168 129H167V130H168ZM192 129H193V128H191V131H190L191 133H192ZM49 130H50V129H49ZM49 130H48V131H49ZM62 130H63V129H62ZM67 130H69V129H67ZM71 130H70V132H71ZM131 130H132V129H130L129 131H131ZM149 130H152V129L149 128ZM149 130H148V131H149ZM156 130H155V132H157ZM202 130H203V129H202ZM41 131H40V133H41ZM74 131H75V130H74ZM146 131H147V130H146ZM169 131H170L169 135L172 137L173 135H171V134H172V133H171V130H169ZM194 131H195V130H194ZM49 132H50V131H49ZM58 132H59V130H58ZM67 132H68V131H67ZM67 132H65V134H67ZM72 132H73V131H72ZM72 132H71V134H72ZM155 132H154V135L152 134V135L154 136V138H155V135H157V134L159 135V134H160V132H158V133H155ZM162 132H163V130H161V133H162ZM164 132H165V131H164ZM164 132H163V134H164ZM172 132H173V131H172ZM180 132H181V131H180ZM183 132L181 133L182 135H184ZM190 132H189V133H190ZM199 132H200V131H199ZM199 132H198V129H197V133H199ZM51 133H52V132H51ZM53 133L56 134L57 132H53ZM63 133H64V132H63ZM73 133H74V132H73ZM133 133H134V132H133ZM137 133H138V132H137ZM174 133H175V132H174ZM176 133H175V134H176ZM189 133H188V134H189ZM191 133L189 134V135H190L189 137H193V136H191V135H192ZM193 133H194V132H193ZM37 134H38V133H37ZM49 134H50V133H49ZM60 134H61V131H60ZM60 134H59V135H60ZM65 134H63V135H65ZM130 134H132V133L130 132ZM141 134H142V133H141ZM141 134H139V135H140V136L144 135V134H142V135H141ZM165 134H166V135H164V136H166V138H167L169 135L167 136V132H166ZM199 134H200V133H199ZM17 135H18V134H17ZM38 135H40V134H38ZM59 135H58V136H59ZM61 135H62V134H61ZM67 135H70V133L67 134ZM127 135H128V134H127ZM127 135H126V136H127ZM149 135H150V134H149ZM152 135H151L150 137H152ZM161 135H162V134H161ZM176 135H177V134H176ZM176 135H175V139H176ZM178 135H179V134H178ZM193 135H194V134H193ZM195 135H197V134L195 133ZM203 135H204V134H203ZM33 136H34V135H33ZM35 136H36V135H35ZM40 136H41V135H40ZM45 136H46V135H45ZM49 136H51V135H49ZM53 136H54V135H53ZM56 136H57V135H56ZM65 136H66V135H65ZM126 136H125V137H126ZM130 136H131V135H129V137H130ZM134 136H135V133L133 134V137H134ZM140 136H138V137H140ZM147 136H148V135H147ZM200 136H201V135H200ZM38 137H39V136H38ZM42 137H43V136H41V138H42ZM138 137H137V138H138ZM145 137H146V136H145ZM156 137L158 138V141H159V137H160V136H159V137L156 136ZM180 137L182 138V137H185V136H180ZM187 137H188V136H187ZM194 137H195V136H194ZM39 138H40V137H39ZM41 138H40V139H36V138H35L36 141H35V140H32V143H33V141H35V142H34V145H35L34 147H36L35 150H37L36 153L34 154V159H35V161H36L37 163H38V159H39V158H40V159H39V163H40V161H43V160H45V159H49L51 153H53L52 150H57V149H51V148H52L51 146L55 144V141H53V138L48 139L46 142L43 141V140H45V138H44L43 140H41ZM46 138H48V136H47ZM57 138H58V137H57ZM63 138H64V137H63ZM122 138H123V136H122ZM134 138H135V137H134ZM134 138H132V136L129 138V139H131V141H130L131 143L133 142ZM141 138H142V137H141ZM143 138H144V137H143ZM143 138H142V139H143ZM148 138H149V137H148ZM177 138H179V137H177ZM181 138H179V140H178V139H177V140L180 141ZM195 138H196V137H195ZM195 138H194V139H195ZM198 138H200L199 135H198ZM8 139H10V138H8ZM61 139H62V138H61ZM123 139H124V138H123ZM132 139H133V140H132ZM138 139H139V138H138ZM161 139L163 140V137H162ZM169 139H170V137H168L166 140H169ZM172 139H173V138H172ZM172 139H170V141H171ZM189 139H190V138H189ZM63 140L66 142L67 138H66V139H63ZM82 140H83V139H82ZM126 140H128V137H127ZM143 140H144V139H143ZM143 140H142V141H143ZM150 140H152V139H150ZM150 140H149V141H150ZM155 140H156V139H155ZM164 140H165V139H164ZM164 140H163V141H164ZM173 140H174V139H173ZM181 140H182V139H181ZM195 140H196V139H195ZM9 141H10V140H9ZM69 141H70V140H69ZM118 141H119V140H118ZM136 141H137V140H136ZM146 141H147V140H146ZM146 141L144 140L145 143H146ZM153 141H154V140H153ZM153 141H151V143H152ZM156 141H157V140H156ZM163 141H161V142H162V146H161V147H163V146H164V147L167 146L165 143H163ZM178 141H175V143H176V144L178 143V144L180 145V143H179ZM187 141H189V140H187ZM191 141H192V138H191ZM193 141H194V140H193ZM3 142H5V141H3ZM65 142H63L62 144L65 145V144H64ZM88 142H89V141H88ZM121 142H122V141H121ZM161 142H160V143H161ZM171 142H174V141H171ZM183 142H184V140L182 141V144H183ZM53 143H54V144H53ZM86 143H87V142H86ZM124 143H125V139H124V141H123L122 144H124ZM128 143H129V141H127L126 144L128 145ZM131 143H129L130 145L126 146V147H129V146H130V149H129V150L127 149V151L132 150V149H131V145H132ZM133 143H134V142H133ZM135 143H136V142H135ZM139 143H140V140H139ZM145 143H144V144L140 143V144H142V146L145 145V146H144V147H145V151L142 150V152H141V151H140V152H141V153L145 152V154H146V153H147V152H146V149H147V148L149 149V147H150L149 145H150V144L147 143V146H149V147H147ZM175 143H174V145L177 147L178 144L176 145ZM184 143H185V144H184L183 147H185L186 150H184L183 152H185V151L188 150V146H189V145L191 146V144L187 145V147L185 146L186 143H187V142H186V139H185V142H184ZM188 143H190V141H189ZM5 144H6V143H5ZM152 144H153L152 146H154V143H152ZM155 144H156V147H155V148H158V147H157V142H155ZM163 144H165V145H163ZM167 144H168V142H167ZM182 144H181V145H182ZM192 144H193V143H192ZM63 145H62V146H63ZM120 145H121V143H120ZM120 145H119V146H120ZM159 145H160V144H159ZM172 145H173V144H172ZM181 145H180V146H181ZM2 146H3V145H2ZM7 146H8V145H7ZM54 146H56V145H54ZM81 146H82V145H81ZM123 146H125V145H123ZM140 146H141V145H140ZM152 146H151V147H152ZM34 147H33V148H34ZM60 147H61V146H60ZM84 147H85V146H84ZM102 147H103V146H102ZM144 147H143L142 149H144ZM146 147H147V148H146ZM161 147L159 146V148H161ZM167 147H170V142H169V145H168ZM167 147H165V149H166ZM171 147H172V146H171ZM191 147H192V146H191ZM193 147H194V146H193ZM249 147H250V146H249ZM77 148H78V147H77ZM124 148H125V147H124ZM124 148H121V149H124ZM155 148H154V149H155ZM159 148H158V149H159ZM172 148H175V147H172ZM138 149H141V147L138 148ZM152 149H153V147H152ZM152 149H151V150H152ZM154 149H153V150H154ZM167 149H168V148H167ZM167 149H166V150H167ZM169 149H170V152H172L173 150L175 151L176 149H177V152H178V153H179V151H180L179 155H177V156H180V154L183 153V152H181L182 146H181V149L179 148V146H178V148L173 149V150H172L171 148H169ZM178 149H179V151H178ZM189 149L191 150L192 148H189ZM32 150H33V149H32ZM32 150H31V151H32ZM73 150H74V149H73ZM87 150H88V149H87ZM94 150H95V149H94ZM100 150H101V149H100ZM134 150H135V149H134ZM134 150H132L131 152L134 153ZM155 150H157V149H155ZM166 150H165V151H166ZM171 150H172V151H171ZM190 150H188V151L190 152ZM75 151H78V152H79L80 150H79V148H78V150L76 149ZM81 151H82V149H81ZM84 151H85V150H84ZM121 151H122V150H121ZM159 151H160V149H159ZM161 151H162V149H161ZM163 151H164V150H163ZM168 151H169V150H168ZM168 151H167V153L164 154L165 156H167L166 154H169V153H170V152L168 153ZM192 151H193V150H192ZM29 152H30V151H29ZM73 152H74V151H73ZM90 152H91V151H90ZM119 152H120V150H119ZM122 152H124V151H122ZM122 152H120V153H122ZM136 152H137V151H136ZM136 152H135V153H136ZM156 152H157V151H156ZM156 152H155V153H156ZM194 152H195V151H194ZM196 152H197V151H196ZM31 153H32V152H31ZM80 153H83V154H84L85 152H80ZM97 153H98V152H97ZM100 153H101V152H100ZM125 153L127 154V152H125ZM148 153H150L149 150H148ZM151 153H152V152H151ZM151 153L149 154L150 157H151V155H153L154 152H153L152 154H151ZM172 153H174V152H172ZM172 153H171V154H172ZM178 153H177V154H178ZM0 154H1V153H0ZM74 154H75V153H74ZM83 154H82V155H83ZM130 154H131V153H130ZM139 154H140V153H139ZM157 154H158V153H156V156H157ZM159 154H160V152H159ZM187 154H188V152H187ZM195 154H196V153H195ZM197 154H198V153H197ZM72 155H73V154H72ZM76 155H77V153H76ZM76 155H75V156H76ZM80 155H81V154H80ZM98 155H99V154H98ZM127 155H129V154H127ZM132 155H134V154H132ZM132 155H131V156H132ZM137 155H138V154H137ZM143 155H144V154H142L141 156H143ZM173 155L176 156V154H173ZM173 155H172V156H173ZM184 155H185V154H184ZM240 155H241V154H240ZM73 156H74V155H73ZM77 156H78V155H77ZM77 156H76V157H77ZM83 156H84V155H83ZM85 156H86V155H85ZM101 156H102V155H101ZM123 156H124V155H123ZM129 156H130V155H129ZM154 156H155V155H154ZM154 156L151 157L152 160H154V159H153ZM158 156H159V155H158ZM160 156H161V154H160ZM181 156H183V155H181ZM87 157H89V156H87ZM99 157H100V156H99ZM124 157H125V156H124ZM132 157H133V156H132ZM134 157H136V156H134ZM150 157H148V155H147V156H146V159H151ZM185 157H186V156H184V158H185ZM189 157H190V155H189ZM193 157H194V156H193ZM193 157H192V158H193ZM74 158H75V157H74ZM74 158H73V159H74ZM77 158H78V157H77ZM79 158L82 159V157H80V156H79ZM121 158H122V157H121ZM121 158H120V159H121ZM126 158H127V156H126ZM137 158H138V156H137ZM137 158H136V159H137ZM143 158H144V157H143ZM154 158H155V157H154ZM157 158H158V157H157ZM163 158H164V156H163ZM173 158H174V156H173ZM173 158L171 157V159H170V158H169V159L172 160ZM179 158H180V157H177V159H179ZM84 159H85V158H84ZM87 159H88V158H87ZM92 159H94V158L91 157L90 160H92ZM96 159H97V158H96ZM120 159L118 160L119 162H120ZM130 159H131V158H130ZM160 159H161V158H160ZM174 159H175V158H174ZM174 159H173V160H174ZM196 159H197V158H196ZM254 159H255V158H254ZM20 160H21V159H20ZM76 160H78V159H76ZM85 160H86V159H85ZM114 160H115V159H114ZM122 160H123V159H121V161H122ZM125 160H126V159L124 158V161H125ZM140 160H142V159H140ZM143 160H145V159H143ZM155 160H157V159L155 158ZM175 160H176V159H175ZM175 160H174V161H175ZM180 160H181V158H180ZM184 160H186V159H184ZM124 161H123V162H124ZM129 161H130V160H129ZM132 161H133V160H131V162H132ZM138 161H139V160H138ZM138 161H137V162H138ZM146 161H149V160H146ZM158 161H160L159 158H158ZM158 161H157V163H156V164L158 165V168H160L161 170H162L163 168H166V167H163V168L159 167V164H160V163H159ZM161 161H162L161 164H163V163H164L163 161H165V158H164L163 160H161ZM182 161H183V160H182ZM198 161H199V160H198ZM244 161H245V160H244ZM44 162H45V161H44ZM50 162H51V160H50ZM67 162H68V161H67ZM123 162H122V163H123ZM126 162H127V161H126ZM177 162L179 163L180 161L176 160L174 163H177ZM188 162H189V161H188ZM195 162H196V161H195ZM249 162H250V161H249ZM116 163H117V162H116ZM122 163H121V164H122ZM140 163H141V165H142V162H140ZM146 163H147V162H146ZM149 163L152 165V164L154 163V161H153V163H152V161H150ZM149 163H148V164H149ZM169 163H170V162H169ZM190 163H191V162H190ZM123 164H124V163H123ZM129 164H130V163H129ZM143 164H144V163H143ZM154 164H155V163H154ZM161 164H160V165H161ZM180 164H181V162H180ZM216 164H217V163H216ZM256 164H257V163H256ZM40 165H41V164H40ZM118 165H119V163H118ZM133 165L136 166L135 164H133ZM138 165H139V164H137V166H138ZM141 165H140V166H141ZM157 165H155V166L153 165V166L155 167L154 169H156V166H157ZM172 165H173V163H172ZM53 166H54V165H52V167H53ZM65 166H66V165H65ZM123 166H124V165H123ZM127 166H128V164H127ZM130 166H131V165H130ZM145 166H146V165H144V167H145ZM153 166H151V167H153ZM161 166H162V165H161ZM165 166H168V165H165ZM178 166H179V165H178ZM79 167H80V166H79ZM121 167H122V165L119 166V168H121ZM125 167H126V165H125ZM144 167H143V168H144ZM56 168H57V167H56ZM58 168H59V166H58ZM64 168H65V167H64ZM133 168H134V167H133ZM140 168H141V167H140ZM143 168H142V169H143ZM146 168H148V167H146ZM158 168H157V169H158ZM176 168H177V167H176ZM22 169H23V168H22ZM59 169H60V168H59ZM59 169H57V170H58V172H59V174H60V170H59ZM65 169H66V168H65ZM73 169H74V168H73ZM124 169H125V168H124ZM127 169H128V168H126V170H127ZM134 169H136V168H134ZM142 169H141V171H143ZM144 169H145V168H144ZM149 169H150V167H149ZM154 169H152L151 171L153 172ZM37 170L39 171V169H36V172H38ZM57 170H56V171H57ZM61 170H63V166H62V169H61ZM136 170H137V169H136ZM138 170H139V169H138ZM164 170H166V169H164ZM229 170H230V169H229ZM63 171H64V170H63ZM139 171H140V170H139ZM139 171H138V172L135 171V172L138 173V176L140 177L139 173H141V172H139ZM144 171H145V170H144ZM148 171H150V170H148ZM155 171H156V170H155ZM162 171H163V170H162ZM39 172H40V171H39ZM39 172H38V174H40ZM61 172H62V171H61ZM64 172L66 173V171H64ZM122 172H123V171H122ZM130 172H132V171H130ZM145 172H146V174L148 173L147 171H145ZM5 173H6V172H5ZM153 173H156V172H153ZM158 173H159V170H158ZM163 173H164V171H163ZM17 174H18V173H17ZM32 174H33V173H32ZM36 174H37V173H36ZM36 174L33 175V176L35 177ZM123 174H124V173H123ZM125 174H126V172H125ZM132 174H135V173L132 172ZM132 174H130V175L132 176ZM151 174H152V173H151ZM151 174H150V172H149L148 175H151ZM159 174H160V173H159ZM159 174H158V175H159ZM165 174H166V172H165ZM167 174H168V173H167ZM189 174H190V173H189ZM25 175H26V174H25ZM142 175H144V176L147 177V175L143 174V172H142ZM152 175H153V174H152ZM152 175L150 176L151 179H152V177H153ZM162 175H163V174H162ZM162 175H161V176H162ZM21 176H22V175H21ZM33 176L31 175V177H30V178H32V180H33ZM41 176H42V175H41ZM64 176H65V175H64ZM64 176H63V177H64ZM70 176H71V175H70ZM131 176H130V177H131ZM138 176L136 175L137 179H140V178L143 177V176H142V177L139 178ZM159 176H160V175H159ZM39 177H40V176H39ZM66 177H67V176H66ZM66 177H65V178H66ZM116 177H117V176H116ZM127 177H128V176H127ZM127 177H126V178H127ZM133 177H135V176H133ZM133 177H132V178H133ZM146 177H144V178L146 179ZM165 177H166V176H165ZM192 177H193V176H192ZM36 178H37V180H38V177H36ZM36 178H35V179H36ZM40 178H41V177H40ZM42 178H43V177H42ZM61 178H62V177H61ZM148 178H149V177H148ZM148 178H147V179H148ZM157 178L160 179V177H158V176L156 177V175H155V176H154V180L157 179ZM162 178H164V177H162ZM130 179H131V178H130ZM142 179H143V178H142ZM149 179H150V178H149ZM166 179H167V178H166ZM170 179H171V178H170ZM230 179H231V178H230ZM25 180H26V179H25ZM32 180H30V181H32ZM45 180H46V179H45ZM45 180H43V181L40 180V181H42V182L45 183ZM48 180H49V179H48ZM125 180H126V179H125ZM152 180H153V179H152ZM157 180H158V179H157ZM157 180H155V181H157ZM162 180H163V179H162ZM174 180H175V179H174ZM16 181H17V180H16ZM33 181H34V183H35V180H33ZM66 181H67V180H66ZM115 181H116V179H115ZM131 181H132V180H131ZM131 181H130V182H131ZM134 181H135V179H133L132 183H133ZM143 181H144V180H143ZM150 181H151V180H150ZM165 181H168V182H169V180H165V179H164V182H165ZM13 182H14V181H13ZM23 182H24V181H23ZM26 182H27V181H26ZM36 182H37V181H36ZM47 182H48V181H47ZM111 182H112V181H111ZM120 182H121V181H120ZM135 182L137 183V181H135ZM146 182H147V181H146ZM151 182H152V181H151ZM161 182H163V181H161ZM161 182H160V183H161ZM172 182H173V181H172ZM172 182L170 181L169 183H167V182H166V183L169 184L170 186H174V185L170 184V183H172ZM16 183H17V182H16ZM32 183H33V182H32ZM37 183L39 184L40 182L38 181ZM44 183H41L40 185H42V184H44ZM65 183H66V182H65ZM80 183H81V182H80ZM114 183H115V182H114ZM125 183H126V182H125ZM141 183L144 184L145 182H144V183H143V182H140V184H141ZM148 183H149V185H153V183H155V182L153 181V183H150V182H148ZM166 183H162V184L166 185ZM66 184H67V183H66ZM81 184H82V183H81ZM115 184H116V183H115ZM134 184H135V183H134ZM142 184L139 185V186H142ZM156 184H158V183H156ZM175 184H176V183H175ZM19 185H21V184H19ZM23 185H24V184H23ZM26 185H27V184H26ZM34 185H35V184H34ZM50 185H51V184H50ZM120 185H121V183L119 184V186H120ZM124 185H125V184H124ZM124 185H123V186H124ZM127 185H128V184H127ZM145 185H146V183H145ZM147 185H148V184H147ZM158 185H159V184H158ZM28 186H29V185H28ZM115 186H116V185H115ZM135 186H136V184H135ZM155 186H156V185H155ZM167 186H168V185H167ZM167 186H166L165 188H168ZM57 187H58V186H57ZM121 187H122V185H121ZM149 187H150V186H149ZM149 187H148L147 189H149ZM151 187H152V186H151ZM176 187H177V186H176ZM7 188H8V187H7ZM15 188H16V187H15ZM17 188H19V187H17ZM38 188H39V187H38ZM119 188H120V187H119ZM142 188H143V186H142L141 188H138V189H142ZM171 188H172V187H171ZM210 188H211V187H210ZM34 189H35V188H34ZM143 189H145V186H144ZM169 189H170V188H169ZM175 189H176V188H175ZM177 189H178V188H177ZM12 190H13V189H12ZM17 190H19V189H17ZM115 190H116V189H115ZM145 190H146V189H145ZM166 190H167V189H166ZM171 190H172V189H171ZM113 191H114V190H113ZM128 191H129V190H128ZM139 191H140V190H139ZM149 191H150V190H149ZM167 191L169 192V190H167ZM107 192H108V191H107ZM123 192H124V191H123ZM143 192H144V191H143ZM168 192H167V193H168ZM172 192H173V191H172ZM5 193H6V192H5ZM10 193H11V192H10ZM29 193H30V192H29ZM77 193H78V192H77ZM118 193H119V192H118ZM118 193H117V194H118ZM139 193H140V192H139ZM165 193H166V192H165ZM170 193H171V192H170ZM0 194H1V193H0ZM117 194H116V195H117ZM128 194H129V193H128ZM130 194H131V193H130ZM130 194H129V195H130ZM154 194H155V193H154ZM154 194H153V195H154ZM6 195H7V194H6ZM116 195H115V196H116ZM126 195H127V194H126ZM140 195H141V194H140ZM151 195H152V194H151ZM40 196H41V195H40ZM122 196H123V195H122ZM143 196H144V195H143ZM119 197H120V196H119ZM123 197H124V196H123ZM129 197H130V196H129ZM136 197H137V196H136ZM148 197H149V196H148ZM30 198H31V196H30ZM100 198H101V197H100ZM117 198H118V197H117ZM124 198H126V196H125ZM130 198H131V197H130ZM121 199H122V198H121ZM153 199H154V196H153ZM153 199H152V200H153ZM131 200H132V199H131ZM221 200H222V199H221ZM107 201H108V200H107ZM146 201H147V200H146ZM10 202H11V201H10ZM151 202H152V201H151ZM124 203H125V202H124ZM114 204H115V203H114ZM117 205H118V204H117ZM119 205H120V204H119ZM128 205H129V204H128ZM130 205H131V204H130ZM196 205H197V204H196ZM44 206H45V205H44ZM242 207H243V206H242ZM62 208H63V207H62ZM168 208H169V207H168ZM115 209H116V208H115ZM117 209H118V208H117ZM13 211H14V210H13ZM22 211H23V210H22ZM236 211H237V210H236ZM230 213H231V212H230ZM218 214H219V213H218ZM41 219H42V218H41ZM158 220H159V219H158ZM45 222H46V221H45ZM13 223H14V222H13ZM63 224H64V223H63ZM258 224H259V223H258ZM29 225H30V224H29ZM200 225H201V224H200ZM259 225H260V224H259ZM247 226H248V225H247ZM250 226H251V225H250ZM17 228H18V227H17ZM126 228H127V227H126ZM9 229H10V228H9ZM22 229H23V228H22ZM22 229H21V230H22ZM136 229H137V228H136ZM184 231H185V230H184ZM204 232H205V231H204ZM20 233H21V232H20ZM22 234H23V233H22ZM104 234H105V233H104ZM182 234H183V233H182ZM68 236H69V235H68ZM32 237H33V236H32ZM209 237H210V236H209ZM125 240H126V239H125ZM123 241H124V240H123ZM49 242H50V241H49ZM26 243H27V242H26ZM129 243H130V242H129ZM145 243H146V242H145ZM207 243H208V242H207ZM124 244H125V243H124ZM131 245H132V244H131ZM131 245H129V246H131ZM207 246H208V245H207ZM122 247H123V246H122ZM133 247H134V245H133ZM129 248H130V247H129ZM125 249H126V248H125ZM127 249H128V248H127ZM127 249L125 250V252L127 251ZM98 250H99V249H98ZM120 251H121V250H120ZM128 251H129V250H128ZM128 251H127V252H128ZM133 251H135V250H133ZM137 251H138V250H137ZM1 253H2V252H1ZM128 253H129V252H128ZM131 253H132V250H131ZM131 253H129V255H130ZM133 253H134V252H133ZM133 253H132V256H133ZM175 254H176V253H175ZM77 256H78V255H77ZM106 256H107V255H106ZM125 256H127V254H126ZM123 257H124V256H123ZM127 257H128V256H127ZM217 257H218V256H217ZM239 257H240V256H239ZM118 259H119V258H118ZM138 259H139V258H138ZM131 260H132V259H131ZM133 260H134V262H135V260H136V259H134V256H133ZM29 261H30V260H29ZM79 261H80V260H79ZM121 261H122V260H121ZM121 261H120V262H121ZM149 261H150V260H149ZM122 262H123V261H122ZM137 262H139V261H137ZM71 263H72V262H71ZM125 263H126V262H125ZM127 263H128V262H127ZM174 263H176V262H174ZM120 264H121V263H120Z\"/></svg>",
	"mask_w": 264,
	"mask_h": 264
}]
</instances>
